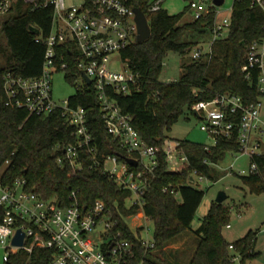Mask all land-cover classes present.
<instances>
[{"label": "trees", "instance_id": "trees-1", "mask_svg": "<svg viewBox=\"0 0 264 264\" xmlns=\"http://www.w3.org/2000/svg\"><path fill=\"white\" fill-rule=\"evenodd\" d=\"M156 0H133L136 7L146 13L152 35L143 42H135L122 50V57L138 75L140 88L131 94L118 96L125 113L133 117V125L142 138L153 146L162 148L167 131L179 120L185 110L200 101H209L221 93H233L246 101H257L262 95L258 89V75L245 78L243 66L249 44L264 35V11L252 0H234L231 24L224 37L219 38L211 57L199 59L185 57L197 45L200 38H211L216 20L215 5L199 17L182 23L186 13L170 14L160 7L153 10ZM51 10L32 9L20 5L10 15L0 30V51L5 59L0 64V161L10 160L4 171L3 182L12 183L25 178L29 189L45 199L56 200L60 205L71 203L70 195L76 191L81 207L90 206L101 199L115 218H119L125 236L136 240L134 230L128 225L127 216L136 213L140 206L131 204V191L118 184L102 166L96 165L90 155L83 156V168L73 173V167L65 160L63 148L76 140L73 128L58 112L48 116H34L26 109L8 104L4 91V74L13 71L26 77L39 76L45 59L46 45L36 41L29 27H40L47 34L51 27ZM182 55L181 76L177 81L163 82L159 79L164 58L168 51ZM66 59L71 60L68 51ZM190 56V55H189ZM73 102L87 110V124L98 147V157L125 155V150L107 131L100 111L96 92L87 87L72 96ZM180 149L188 156V164L178 172L170 171L164 152L159 153V166L150 177V186L144 195L143 209L155 225L156 252H150L151 264H174L170 261L166 245L175 237L192 228L193 220L205 192L189 184L193 171L218 180L222 173L214 164L223 160L231 151H237L235 139H219L206 149V144L180 140ZM257 170L242 175L253 192H264V149L255 156ZM172 186L176 192L162 191ZM3 206L0 205V215ZM230 209L214 201L201 224L194 230L196 246L186 264H234L237 254L242 264L255 257L257 233L249 231L245 236L229 242L223 227L229 224ZM233 245V249L230 248ZM139 253L142 248L136 240ZM53 249L35 247L33 251L20 249L10 256L6 264H48ZM180 260V259H179ZM182 263V261L180 260Z\"/></svg>", "mask_w": 264, "mask_h": 264}, {"label": "built area", "instance_id": "built-area-1", "mask_svg": "<svg viewBox=\"0 0 264 264\" xmlns=\"http://www.w3.org/2000/svg\"><path fill=\"white\" fill-rule=\"evenodd\" d=\"M252 3L264 11V0H252ZM20 5L50 9L51 27L45 35L39 27L41 33L36 34V41L46 45L41 74L35 77L13 71L4 74L8 104L26 109L29 116H48L58 112L65 118L73 128L76 140L63 148L65 157H60L59 162L64 166L65 160L69 161L75 173L84 166L83 156L90 155L96 165L102 166L103 171L119 185L131 191V204L140 208L126 219L142 251L139 253L136 240L125 236L120 219L111 214L101 199L81 207L76 191H72L71 203L62 206L56 200L45 199L29 189L25 178L5 184L4 171L10 163L7 159L0 161V205L3 206L0 244L4 250V264L20 249L31 252L35 247L53 249L48 264H151L149 253L157 251L156 242L143 235L144 232L149 234L148 223L152 221L143 209L150 177L159 166L161 151L166 155L170 171H181L189 159L180 149L179 141L169 145L165 142L162 148L149 145L134 127L133 117L123 111L118 101V96L140 88L138 75L121 55L122 50L137 42L133 0H76L70 4L67 0H0V30L3 22L16 13ZM161 5L162 1L157 0L152 9H159ZM191 7L199 17L211 6H206L203 1H192ZM230 24L231 18L220 21L216 13L211 38L205 46H195L190 57H211L215 42L225 36ZM67 51L71 60L66 59ZM117 63H122L123 68L118 69ZM242 69L248 80L252 81L254 72L258 75L257 85L262 95L257 101H246L240 95L227 92L194 104L190 111L198 113L195 115L202 121V130L214 140V144L206 145V149L210 150L221 138L235 139L239 149L230 153L250 155L251 171H255L257 164L252 159L263 153L256 134L264 133L261 119L264 108V35L249 44ZM58 72H64L66 79L76 86V93L87 87L94 89L105 127L126 151L125 155H103V160L99 159L95 138L87 124V110L73 102L74 95L62 104L54 100V75ZM125 157L135 159L137 165L130 164ZM191 175L196 180L193 183L189 179L193 186L207 178L197 170ZM169 190L177 193L172 186L162 188L164 192ZM227 227L231 225L227 224ZM19 229L25 232L23 246L13 243ZM233 247L230 245L231 249Z\"/></svg>", "mask_w": 264, "mask_h": 264}, {"label": "rangeland", "instance_id": "rangeland-1", "mask_svg": "<svg viewBox=\"0 0 264 264\" xmlns=\"http://www.w3.org/2000/svg\"><path fill=\"white\" fill-rule=\"evenodd\" d=\"M76 0H67L73 3ZM157 1V0H156ZM162 7L167 9L170 14H177L186 11L182 23L189 22L196 17L195 10L191 7V2H204L206 6L213 5V0H161ZM234 0H225L222 6L217 7V18H231ZM15 14V13H14ZM209 38H200L197 45L205 46ZM4 41L0 46L4 45ZM195 45V46H197ZM190 56H186V60H190ZM5 59L0 51V64H3ZM182 55L170 50L164 58L162 71L159 79L163 82L177 81L181 76ZM116 67L122 69V63H117ZM54 100L62 104L63 101L76 93V86L70 83L64 72H58L54 75ZM261 119L264 121V108L261 111ZM202 121L190 110H185L179 120L167 131L166 145L175 144V141L188 139L191 141L213 145V138L201 128ZM259 134V133H257ZM262 146L264 149V134L260 135ZM232 167V170H231ZM216 168L222 176L218 180L210 178L204 179L196 187L205 192V196L199 206L195 219L192 223V228L188 232H184L180 236L172 239L167 245L166 250L168 257L174 264H186L193 253L196 246V237L194 230L201 224L202 218L207 214L210 206L219 194L224 191L228 198L224 204L230 209L229 224L223 227V234L229 242H233L249 231L257 233L255 251L258 253L255 257H250L245 260V264H264V192L256 193L251 190L250 185L244 181L242 175H248L251 171V157L247 154L235 155L228 153L225 158L219 161ZM245 171L240 173V171ZM140 215H138L139 217ZM137 219V218H135ZM149 234L144 232L145 238H154L155 225L153 221H149ZM4 250L0 244V264H4ZM182 263L180 262V260ZM234 264H242L241 257L237 254Z\"/></svg>", "mask_w": 264, "mask_h": 264}, {"label": "water", "instance_id": "water-1", "mask_svg": "<svg viewBox=\"0 0 264 264\" xmlns=\"http://www.w3.org/2000/svg\"><path fill=\"white\" fill-rule=\"evenodd\" d=\"M224 2L225 0H213V4L216 7L222 6ZM135 12H136L135 20L137 22V29H138L137 41L143 42L149 39L152 35L151 25L149 23L146 13L143 11L141 7H135ZM29 29L35 35L41 33L40 28L36 25H30ZM195 114H198V113L196 112ZM126 159L130 164L137 165V162L135 159H132V158H126ZM190 181L195 183L196 180H195L194 175H191ZM227 198H228V195L224 191H221L219 192L216 198V202L223 203ZM24 240H25V232L22 229H19L16 236L13 239V243L18 246H23Z\"/></svg>", "mask_w": 264, "mask_h": 264}, {"label": "crops", "instance_id": "crops-1", "mask_svg": "<svg viewBox=\"0 0 264 264\" xmlns=\"http://www.w3.org/2000/svg\"><path fill=\"white\" fill-rule=\"evenodd\" d=\"M259 134H256V137L261 141V143H262V139H261V137H260V135H263L264 133H260V132H258ZM216 167V166H215ZM189 230H187V231H185V232H188ZM184 233V232H183ZM182 233V234H183ZM181 235V234H180ZM179 235V236H180Z\"/></svg>", "mask_w": 264, "mask_h": 264}]
</instances>
